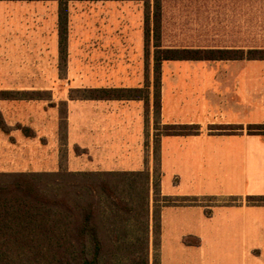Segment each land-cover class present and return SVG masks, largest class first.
Segmentation results:
<instances>
[{
  "label": "crops",
  "instance_id": "obj_1",
  "mask_svg": "<svg viewBox=\"0 0 264 264\" xmlns=\"http://www.w3.org/2000/svg\"><path fill=\"white\" fill-rule=\"evenodd\" d=\"M81 1L102 2L111 9V40L119 35V40L127 41L130 36L126 26L120 33L115 30L117 24L131 23L132 15L124 9L137 4V18L142 19L140 23L144 21L141 0H71L68 11L71 3ZM255 1L264 0H199V4L207 7L204 4L246 2L249 7ZM36 2L50 9L53 32L47 47L37 46L46 37L19 26V17L0 18V24H8L11 31V38L0 48V91L42 93L32 98L0 99V114L8 127L7 131L0 127V172L148 169L152 175L155 130L152 112L145 124L142 100L65 99L64 93L57 91L65 84L58 75V34L54 31L57 0H0V4L15 5ZM17 31H23L24 36L15 38ZM133 35L140 60L137 70L142 75L128 74L126 50L120 48L115 53L111 49L103 79L69 88L143 86L144 32L137 27ZM256 61L162 63L161 125H194L197 130L194 134L161 136L160 193L197 197L198 202L159 206L158 264H264V204L249 201L250 196H264V134L248 131L249 125L264 124V74H255L256 68L264 71V63ZM61 102L67 105L65 132L58 112ZM218 125L242 128L232 132L212 128ZM23 128L35 135H26ZM75 146L80 152L75 151Z\"/></svg>",
  "mask_w": 264,
  "mask_h": 264
},
{
  "label": "trees",
  "instance_id": "obj_2",
  "mask_svg": "<svg viewBox=\"0 0 264 264\" xmlns=\"http://www.w3.org/2000/svg\"><path fill=\"white\" fill-rule=\"evenodd\" d=\"M31 1V0H27ZM71 0L58 2V53L61 68L67 61L68 9ZM144 4V56L149 59L152 47V75L145 65L141 87L74 88L69 99L82 100H142L145 124L153 115L152 175L148 169L139 172H0V264H112L110 255L130 253L137 263V248L148 253L149 198L158 205L152 213V233L158 246L160 205L197 203V197L161 196L159 140L162 135L194 134V125H161V66L164 61L199 60H264V48L245 49L243 46L164 45L163 1L141 0ZM42 93L0 91V99L36 97ZM61 127L66 130L65 102L60 103ZM0 127H8L0 114ZM219 131L232 132L241 126L218 125ZM28 136L35 134L23 128ZM251 133L264 134V124L249 125ZM63 139L65 134L62 135ZM75 146V151L80 152ZM152 179V181H151ZM254 204H264V196H250ZM207 214L210 210L207 209ZM146 216V221H140ZM142 225L143 239L131 228L130 222ZM110 236V238H109ZM111 239V240H110ZM186 241V240H185ZM198 242V241H196ZM145 243V249H144ZM139 244V245H138ZM139 246V247H138Z\"/></svg>",
  "mask_w": 264,
  "mask_h": 264
},
{
  "label": "rangeland",
  "instance_id": "obj_3",
  "mask_svg": "<svg viewBox=\"0 0 264 264\" xmlns=\"http://www.w3.org/2000/svg\"><path fill=\"white\" fill-rule=\"evenodd\" d=\"M195 1V2H193ZM234 3V4H233ZM226 2L224 5L210 3L207 7L199 4V0H168L165 3V25L163 28V44L168 45H203L212 46L215 44L208 39L218 40V46H243V48H264V1H255L249 4L246 2ZM136 5L124 9L131 18V23L127 25L117 24L115 30L117 33L121 28L126 26V33L130 34L127 41L116 39L111 40L109 37L108 18L110 8L102 2H73L69 5L68 11V39H67V61L66 66L61 68L58 62V75L62 76L65 84L62 89L65 99L68 98L71 85H89L92 80L103 79L107 75L109 68V59L111 49L115 53L122 48L128 53V74L136 76L143 74L137 70V63L140 62L135 47V34L137 27L143 30L144 23L142 19L137 18ZM210 6V7H208ZM119 9V8H118ZM122 11V15L125 14ZM49 5L39 2L32 4H0V18L19 17L21 27L35 30L43 34L46 38L38 43V47H47L50 45L49 36L53 32V23H51ZM126 16V14L124 15ZM49 17V18H48ZM25 24V25H24ZM8 24H0V48L6 45V41L11 38V31L7 29ZM114 30V31H115ZM125 30V29H124ZM9 31V32H8ZM56 32V25H54ZM122 31V30H121ZM8 32V33H7ZM37 32V33H38ZM144 32V30H143ZM10 33V34H9ZM23 33V31H22ZM17 31L15 38L24 36ZM9 34V36H8ZM38 42V41H37ZM34 43V42H32ZM48 43V44H47ZM127 44L123 47V44ZM35 47V46H33ZM2 50V49H0ZM152 50V49H151ZM144 67L148 61H143ZM255 63L261 64L263 61L257 60ZM139 67V66H138ZM256 68L255 74L262 77L264 71ZM144 72V71H143ZM152 73L150 74V76ZM59 96V93H58ZM66 103V102H65ZM61 108L58 104V112ZM67 113V105L64 106ZM66 115V114H65ZM235 131V130H234ZM65 132V129H64ZM153 161V168H154ZM158 203L153 200L152 191L149 198V233H148V253L142 251L141 245L137 248L138 258H147L148 264L157 263V246L154 243L152 233V213L157 211ZM142 222L146 221V216L140 218ZM130 222L131 228L137 236H145V230L142 225ZM110 238V236H109ZM111 240V239H110ZM139 245V244H138ZM145 249V243H144ZM120 258L110 255L112 264H142L132 260L130 253H119Z\"/></svg>",
  "mask_w": 264,
  "mask_h": 264
}]
</instances>
